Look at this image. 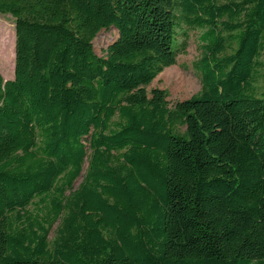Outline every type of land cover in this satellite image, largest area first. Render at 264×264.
Masks as SVG:
<instances>
[{"label":"trees","instance_id":"1","mask_svg":"<svg viewBox=\"0 0 264 264\" xmlns=\"http://www.w3.org/2000/svg\"><path fill=\"white\" fill-rule=\"evenodd\" d=\"M0 13L14 18L0 264H264V0H0ZM192 30L201 89L169 106L146 87Z\"/></svg>","mask_w":264,"mask_h":264},{"label":"rangeland","instance_id":"2","mask_svg":"<svg viewBox=\"0 0 264 264\" xmlns=\"http://www.w3.org/2000/svg\"><path fill=\"white\" fill-rule=\"evenodd\" d=\"M1 36H6L12 47L11 58L8 62L0 60V72L4 79L13 77L14 68V18L9 14L0 13ZM201 31L192 30L189 32L187 48L176 58V63L165 68L147 87L149 93L152 88L163 89L167 93L169 106L198 93L201 89V76L194 67V63L201 57L202 44L199 40ZM117 31L114 28L101 30L92 41L94 52L102 55L106 47L117 38ZM228 53L230 51H227ZM262 64L257 69L254 81V89L258 95L264 94V52L258 59ZM85 168V166H84ZM80 178L75 182L79 183Z\"/></svg>","mask_w":264,"mask_h":264}]
</instances>
